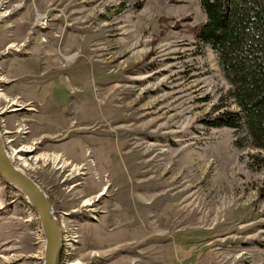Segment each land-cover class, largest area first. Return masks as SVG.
<instances>
[{
  "label": "rangeland",
  "instance_id": "1",
  "mask_svg": "<svg viewBox=\"0 0 264 264\" xmlns=\"http://www.w3.org/2000/svg\"><path fill=\"white\" fill-rule=\"evenodd\" d=\"M204 20L200 0H0V90L22 105L0 100V133L40 157L21 169L51 202L57 264H264V152L204 123L238 110ZM44 245L0 177V264H43Z\"/></svg>",
  "mask_w": 264,
  "mask_h": 264
},
{
  "label": "trees",
  "instance_id": "2",
  "mask_svg": "<svg viewBox=\"0 0 264 264\" xmlns=\"http://www.w3.org/2000/svg\"><path fill=\"white\" fill-rule=\"evenodd\" d=\"M200 6L205 20L192 33L216 53L238 108H219L204 123L236 129L243 124L250 143L264 152V0H200Z\"/></svg>",
  "mask_w": 264,
  "mask_h": 264
},
{
  "label": "water",
  "instance_id": "3",
  "mask_svg": "<svg viewBox=\"0 0 264 264\" xmlns=\"http://www.w3.org/2000/svg\"><path fill=\"white\" fill-rule=\"evenodd\" d=\"M0 177L16 188L26 202L35 210L45 239L43 264H57L60 233L56 218L52 213L51 202L45 192L24 171L18 170L6 157L0 134Z\"/></svg>",
  "mask_w": 264,
  "mask_h": 264
},
{
  "label": "bare ground",
  "instance_id": "4",
  "mask_svg": "<svg viewBox=\"0 0 264 264\" xmlns=\"http://www.w3.org/2000/svg\"><path fill=\"white\" fill-rule=\"evenodd\" d=\"M0 100H3L4 102H6L8 100L7 97L1 92V90H0ZM20 106H22V105L19 104L18 99L13 98V99H9V101H7V104H4L3 109H1V110H3V111L10 110V111L16 112V111L20 110ZM33 149H34V147L32 145H23L19 149H12L11 151H9V153H8V151H5V154H6L7 159L9 160V162L11 164H13L18 170L23 172L24 170L21 169V168H23L22 166H26L27 168L32 167L33 165H35L36 160L40 159V157H34V158H32L33 163H29V160H28L29 157H27L28 156L27 154H28V152L31 153V151ZM47 158L48 157H45V159H47ZM50 159L56 168L62 167V170H63V167L64 168L66 167V169L69 171L70 174H78L79 173V170H80L79 167L71 166V164L67 163L63 158H61L58 155H52L50 157ZM14 160H16L17 163L15 162V164L17 166H21L20 168L17 167L13 163ZM91 203H92L91 199H85L82 204L89 205Z\"/></svg>",
  "mask_w": 264,
  "mask_h": 264
}]
</instances>
